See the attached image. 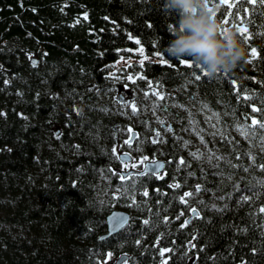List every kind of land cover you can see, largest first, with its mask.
<instances>
[{"label":"trees","instance_id":"trees-1","mask_svg":"<svg viewBox=\"0 0 264 264\" xmlns=\"http://www.w3.org/2000/svg\"><path fill=\"white\" fill-rule=\"evenodd\" d=\"M164 3L0 0V264H264V2L206 0L245 49L214 76L168 56Z\"/></svg>","mask_w":264,"mask_h":264},{"label":"clouds","instance_id":"clouds-1","mask_svg":"<svg viewBox=\"0 0 264 264\" xmlns=\"http://www.w3.org/2000/svg\"><path fill=\"white\" fill-rule=\"evenodd\" d=\"M164 8L178 14L174 38L166 48L168 56L190 57L208 76L230 72L245 59L235 33L229 30L221 38V25L206 0H165Z\"/></svg>","mask_w":264,"mask_h":264},{"label":"water","instance_id":"water-1","mask_svg":"<svg viewBox=\"0 0 264 264\" xmlns=\"http://www.w3.org/2000/svg\"><path fill=\"white\" fill-rule=\"evenodd\" d=\"M32 61V60H31ZM146 120V117L144 118ZM160 126H163L161 123ZM169 126V125H168ZM111 128L113 132H116L115 124L111 125ZM134 136L133 132H130L128 141L131 140V138ZM117 159L119 162H126L130 160V156L127 152H119L117 154ZM163 167V161L162 160H146L142 162L141 168L138 173H152L157 174L161 171ZM131 170L128 171H120L119 174L121 176H125L126 174L130 173ZM192 215L195 214L194 211L191 212ZM188 218L186 219V221ZM128 221V215L125 211L113 209L109 211V213L105 216V233L102 234L99 238H104L109 236L110 234L115 233L119 228H121L126 222ZM125 257L119 256L115 259V261L111 264H119Z\"/></svg>","mask_w":264,"mask_h":264},{"label":"snow or ice","instance_id":"snow-or-ice-1","mask_svg":"<svg viewBox=\"0 0 264 264\" xmlns=\"http://www.w3.org/2000/svg\"><path fill=\"white\" fill-rule=\"evenodd\" d=\"M254 2H255V0H249V3H254ZM262 2H264V0H262ZM208 10H209L210 12L212 11L211 8H208ZM85 19H86V16H85ZM78 22H79V21H78ZM225 22H227V21H225ZM241 32H242V33H247V32H248V29H247V28H242V29H241ZM249 39H250V38H249ZM137 43H139V41H137ZM140 51H141V53H142V52H143V49H141ZM250 56H251L252 59H249V60L247 61L248 63H252V60H253V59L258 58V52H257V49H256L255 47H252V48H251ZM160 61H161L162 64L167 65V61H165L162 57H160ZM141 63H143V61H141ZM180 63H181L182 65L186 66V67H192V66H193L192 64L187 63V62H186L185 60H183V59H181ZM205 75H208V74L205 73ZM128 79L131 80L132 78H131V77H128ZM195 79H196V80H200L201 77H200L199 75H196ZM233 84H234V86H235V82H233ZM160 98H162V97H160ZM247 98H248V97H245V99H247ZM260 110H261V109H258L257 107H252V112H257V111H260ZM133 111H135V107H133ZM251 125H253V126L258 125L259 128L264 129V122H260V121H258L257 119H252V120H251ZM129 131H131V130L129 129ZM242 131H243V130H242ZM144 159H147V157H145ZM123 179H124V177L121 176V180H123ZM145 195H147V193H145ZM261 212H264V209H261ZM145 223H147V221H145ZM110 255H111V254H109V256H110ZM161 255H163V251L161 252Z\"/></svg>","mask_w":264,"mask_h":264},{"label":"rangeland","instance_id":"rangeland-1","mask_svg":"<svg viewBox=\"0 0 264 264\" xmlns=\"http://www.w3.org/2000/svg\"><path fill=\"white\" fill-rule=\"evenodd\" d=\"M121 95H122L121 97L122 101L132 104V99L129 94L122 93ZM126 139H127V136L124 137L123 140H126ZM144 161H146V159L144 158H137V159L131 158L130 162L121 163L119 166V170L120 171H126V170L139 171V168L141 167V163ZM114 261H115L114 257L107 256V258L102 262V264H111Z\"/></svg>","mask_w":264,"mask_h":264},{"label":"flooded vegetation","instance_id":"flooded-vegetation-1","mask_svg":"<svg viewBox=\"0 0 264 264\" xmlns=\"http://www.w3.org/2000/svg\"><path fill=\"white\" fill-rule=\"evenodd\" d=\"M167 128L170 130V127H169L168 125H167ZM153 131H154V129H153ZM155 131H156V130H155ZM154 135H156L155 132H154ZM130 160H131V157H130ZM130 160H129V161H126V162H119V163H120V164H121V163H127V162H130ZM118 170H119V168H118Z\"/></svg>","mask_w":264,"mask_h":264},{"label":"bare ground","instance_id":"bare-ground-1","mask_svg":"<svg viewBox=\"0 0 264 264\" xmlns=\"http://www.w3.org/2000/svg\"><path fill=\"white\" fill-rule=\"evenodd\" d=\"M146 173H149V172H146ZM159 173V172H158Z\"/></svg>","mask_w":264,"mask_h":264}]
</instances>
